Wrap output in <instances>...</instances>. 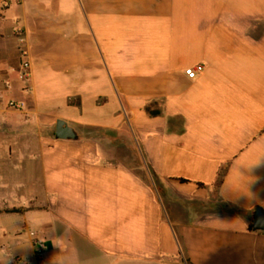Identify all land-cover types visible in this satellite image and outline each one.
Masks as SVG:
<instances>
[{"label": "crops", "instance_id": "0c3cea01", "mask_svg": "<svg viewBox=\"0 0 264 264\" xmlns=\"http://www.w3.org/2000/svg\"><path fill=\"white\" fill-rule=\"evenodd\" d=\"M256 210L264 0L0 4V264H264Z\"/></svg>", "mask_w": 264, "mask_h": 264}, {"label": "built area", "instance_id": "2783aa9c", "mask_svg": "<svg viewBox=\"0 0 264 264\" xmlns=\"http://www.w3.org/2000/svg\"><path fill=\"white\" fill-rule=\"evenodd\" d=\"M9 3H10V0H1L0 1V4L3 8L8 7ZM202 72H203V67L197 66L195 68L186 70L185 75L187 76V78L194 80ZM21 77L24 81H27L29 79L30 73H29V64L28 63H23V71H22ZM9 107L19 109L20 105L14 103V102H10ZM31 236L34 237V234H31ZM34 247H35L36 261L39 264H41L43 259H44V248H43L42 242L40 240H35Z\"/></svg>", "mask_w": 264, "mask_h": 264}, {"label": "water", "instance_id": "95a60500", "mask_svg": "<svg viewBox=\"0 0 264 264\" xmlns=\"http://www.w3.org/2000/svg\"><path fill=\"white\" fill-rule=\"evenodd\" d=\"M55 136L60 140L73 139L74 133L66 123L58 121L56 124ZM253 228L255 230H264V213H262L261 210H256Z\"/></svg>", "mask_w": 264, "mask_h": 264}]
</instances>
